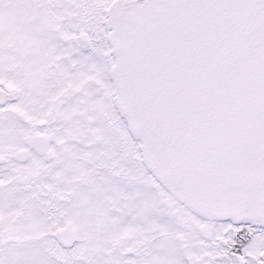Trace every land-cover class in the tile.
I'll list each match as a JSON object with an SVG mask.
<instances>
[{
  "label": "snow or ice",
  "instance_id": "snow-or-ice-1",
  "mask_svg": "<svg viewBox=\"0 0 264 264\" xmlns=\"http://www.w3.org/2000/svg\"><path fill=\"white\" fill-rule=\"evenodd\" d=\"M0 264H264V0H0Z\"/></svg>",
  "mask_w": 264,
  "mask_h": 264
}]
</instances>
